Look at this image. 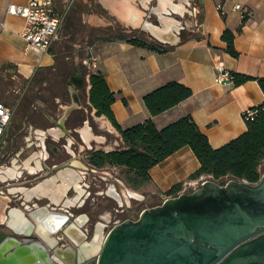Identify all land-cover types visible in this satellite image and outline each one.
<instances>
[{
    "label": "crops",
    "instance_id": "crops-1",
    "mask_svg": "<svg viewBox=\"0 0 264 264\" xmlns=\"http://www.w3.org/2000/svg\"><path fill=\"white\" fill-rule=\"evenodd\" d=\"M26 2L27 0H0V70L5 67V73L11 72L30 81L41 68L55 67L62 58L56 56L51 50L52 47L42 55L26 50V41L21 36L25 19L8 12L11 3ZM218 2L222 3L223 12L218 9ZM55 4L56 7L62 5V0H55ZM236 4H241L249 15L243 18L241 10L235 8ZM196 10L197 23L192 29L194 33L178 43L164 45L165 50L155 51L149 47L136 46L128 39H116L97 45L96 70L104 72L110 88L117 92L112 108L123 128L149 118L162 128L186 114H191L209 137L211 145L217 148L245 132L247 124L243 116L244 110L254 108L264 101V90L256 79L240 85L216 81L218 66L253 77L264 76V0H198ZM226 28L235 33L238 57L226 50L227 43L222 39ZM79 71L81 68L71 75V102L70 105H63L65 114L60 119V125H57L58 120L47 110L42 109L47 118L31 122L32 132H28L30 136L27 134V139H38L47 135L58 138L69 133L65 121L70 114L78 108H89L90 115L95 117L101 129L123 141L121 133L107 117L95 114V108L91 107L89 99L90 74L86 75L85 87H80L77 81ZM169 81L183 83L193 93L164 112L152 115L143 97ZM33 108L35 110L37 105L34 104ZM87 117L90 119V116ZM84 125L77 132L85 141L84 134H93V127L88 129V120ZM101 136L106 138L105 134ZM199 166L200 162L190 146L180 148L153 166L150 170L151 180L145 186L154 193L159 202L151 206L159 205L166 198L174 196L166 194V191L177 183L188 181ZM259 171L264 172V161ZM202 177L204 175L196 179Z\"/></svg>",
    "mask_w": 264,
    "mask_h": 264
},
{
    "label": "water",
    "instance_id": "water-1",
    "mask_svg": "<svg viewBox=\"0 0 264 264\" xmlns=\"http://www.w3.org/2000/svg\"><path fill=\"white\" fill-rule=\"evenodd\" d=\"M25 216L31 222L26 230L18 232L7 224L14 235L0 233V264H72L73 250L50 255L56 242H48L34 228L40 221L51 233L57 232L66 226L68 215L44 206L27 210ZM55 219H62L60 227L50 225ZM68 233L77 246L79 242ZM84 264H264V173L256 183L209 178L196 190L143 209L138 219L113 226L93 259Z\"/></svg>",
    "mask_w": 264,
    "mask_h": 264
},
{
    "label": "rangeland",
    "instance_id": "rangeland-1",
    "mask_svg": "<svg viewBox=\"0 0 264 264\" xmlns=\"http://www.w3.org/2000/svg\"><path fill=\"white\" fill-rule=\"evenodd\" d=\"M173 5L178 9H174ZM197 6L198 0H62V5H58L57 10L59 9L58 11L60 13L65 11V19L51 49L62 60H59L55 67L41 68L36 72L30 82L26 78H22L11 72L10 74L4 73L3 77H0V99L15 107L10 125V133L19 135L18 141L21 150L27 147L25 151L26 155L21 157L16 155L15 157L11 153L8 157L0 161L1 231L14 235L13 230L6 224V219L9 215V206L13 204L14 207L23 209L19 202L20 194L17 191L13 193L5 185H2L4 178L1 176V170L6 169L7 166H11L10 161L13 163L15 159H18L19 163L23 162V160L33 154V150L39 149L37 146L28 147V144L23 139L27 138L26 135L31 131L30 126L33 120L47 118L40 111L41 108L45 107L47 112L50 115H54L56 120L64 116V107L70 105L71 102L69 85L72 73L83 67L86 73L89 70L83 62V58L87 54L88 46L94 45L96 47L97 45L113 41L110 38L120 33L128 36L136 34L153 43H161L150 35L148 29L144 30L146 21L157 26H163V18L161 15L165 16L167 20L171 19L176 22L177 28L174 31L179 38L178 41H180L194 33L192 29L197 23L195 16ZM131 8L136 9L141 17L137 22L133 21V17L129 18L128 16L129 13H127V10ZM34 104L37 105V109L35 110L33 108ZM82 109L86 117L90 116V119L87 117L86 123L88 120L89 127H93L91 131L100 137V140L95 138V135L91 138V145H88L90 149H116L123 145L122 141L118 140L114 134L99 127L95 117L90 115L89 108L88 110L85 108ZM86 123L83 121L81 127L85 126L84 124ZM103 134L106 136L105 140L101 138ZM28 135L30 136V134ZM34 140L38 141L36 137ZM79 142L76 141L77 146H79ZM86 147V145H81L80 150L89 149ZM80 155L81 153H77V156L74 158H80ZM104 171L102 173L107 177L105 185L107 191H109L110 187L115 186L116 188H113L119 193H123L126 188H129L139 195L138 197L130 196L129 199L125 198V206L120 214L122 221L126 219H138L143 209L159 202L155 198L154 193L148 190L145 185L139 188H133L129 185L125 179V168L108 165L104 168ZM10 182L12 186H19L17 179H10ZM105 195V202L101 199L100 205L105 208L102 213L108 217L110 214L109 207L112 208L118 204L112 196ZM99 206L92 205L89 210H96ZM99 223H101L100 220H97L94 226L90 225V238L87 241L94 239L97 230L96 226ZM106 232L107 229L104 231V235L107 234ZM32 235L35 236V232ZM21 236L19 235V239H21Z\"/></svg>",
    "mask_w": 264,
    "mask_h": 264
},
{
    "label": "trees",
    "instance_id": "trees-1",
    "mask_svg": "<svg viewBox=\"0 0 264 264\" xmlns=\"http://www.w3.org/2000/svg\"><path fill=\"white\" fill-rule=\"evenodd\" d=\"M116 38L128 39L136 46L149 47L155 51L166 49L161 44L124 33L114 35L110 39ZM222 39L227 43L226 50L234 57H238L239 51L235 47L234 31L226 28ZM5 71V67L0 70V77H3ZM230 73L233 84L240 85L250 79H256L264 90V76L253 77L231 71ZM86 75L83 67L78 72L77 81L80 87H85ZM89 80V99L91 107L95 108V114L107 117L121 133L123 139V145L119 148L109 151L104 149L90 151L88 159L93 166L123 167L126 172V182L133 188H139L151 180L150 170L153 166L180 148L190 146L200 162L199 168L190 175L191 179L204 175L220 183H225L231 178L245 179L251 183L260 180L262 173L259 167L264 161V101L254 107L257 110L254 117L246 119L245 132L215 148L191 114H186L162 128H159L152 118L123 128L112 108L117 92L110 88L104 72L99 69L90 72ZM192 93V89L183 83L169 81L146 93L143 100L151 114L158 115L188 98ZM125 103H127L126 100ZM182 184L183 182L173 185L166 194L177 196Z\"/></svg>",
    "mask_w": 264,
    "mask_h": 264
},
{
    "label": "flooded vegetation",
    "instance_id": "flooded-vegetation-1",
    "mask_svg": "<svg viewBox=\"0 0 264 264\" xmlns=\"http://www.w3.org/2000/svg\"><path fill=\"white\" fill-rule=\"evenodd\" d=\"M149 33L159 42L162 41L158 39L156 36H154L150 31ZM131 36L144 38L136 34H133ZM162 43L163 42L156 44H161L164 46V44ZM42 109L46 110L45 107H43L40 109V111H43ZM52 116L55 119L54 115ZM86 119L87 117L85 116L84 110L78 109L74 111L72 114H70L69 118L65 121L67 130L68 131L70 130L69 133H65L59 136L58 138H55L52 135H47L44 137H40L38 139L36 138L38 141L34 139L24 138L23 140L28 144L27 145L28 147L37 146L39 148L38 150H33L32 155L34 154L36 155L31 160V164H33L36 169L32 171L23 162L19 163L18 161V163L21 164L20 168L18 169L19 172L16 173L14 176H8V179H3V180L1 179L4 182L2 183V185H5L7 189H10L11 192L15 193L14 191H12V189L15 186H12L10 179H17L19 181L18 184L19 187H24L29 189L35 185L44 182L45 180L58 174L60 171L64 169H68V168L73 169V171L76 173L75 175L79 179L78 182L80 183L82 192L80 193L76 185L73 184L67 189L65 194L62 196L61 201L59 202L54 201L48 196H42L40 198L34 196L29 200L26 197L25 192L17 191L18 194H20V198H19L20 205L23 207V211H25V213H27V210L29 209L46 206L50 210H53L57 213H64L68 215L69 221L67 222L66 226L61 230L52 233V237L54 238V241L56 243L54 244L53 248L49 250H50V255L56 253L57 250H61V251L73 250L74 251L73 258L69 260L70 262H73L72 264H84L89 259H93L94 255L90 257H83L81 252V243L86 239L90 238L89 237L90 225L94 226V223L97 220H100L101 224L103 225V233L104 231H106V229H107L106 233H108L113 228V226H115L117 223L122 221L120 218L121 217L120 214L121 211L123 210V207L125 206V203L121 204L114 196H112L118 205L113 206L112 208L109 207L110 214L108 217L102 213V211L105 208L102 205H100L101 199L103 202H105L104 200V198H106L105 194L109 196L111 195L109 194V191L105 189L107 177L102 173L105 172L104 168L106 166L95 167L89 162L88 159L90 151L98 150V149H94V148L90 149L88 147V144L82 139L81 135L77 132V129L82 126L83 121H85ZM56 123L59 126L60 119ZM10 125L6 130V133L3 137V143L0 146V152H1L0 161L8 157L11 153H13L15 157L16 155H18L19 157L26 155L25 151L27 147L21 150V146H19L20 143L18 141L19 135L16 133H10V128H11ZM74 140L80 141L79 142L80 144H78L79 146H77L76 141ZM81 145L82 146L86 145L89 149L80 150ZM77 153L79 154L81 153L80 158H74L77 156ZM32 155L30 157H32ZM36 160H38L39 162H37ZM10 164L13 165L14 162L12 163V161H10ZM9 167L10 166H7L6 168ZM113 187L115 186L110 187L109 190L113 189V191H116L115 189L116 187L115 188ZM76 197L78 198L73 203L68 201V199H75ZM92 205L93 206L100 205V206L98 209L96 210L93 209L92 211H90L89 209L90 206ZM13 208H15L13 204L9 206V210ZM76 227L78 229V232L82 235L81 242L77 246L71 243L72 238L68 233L72 231V229L75 230ZM2 232L4 231L0 230V233ZM8 234L11 235L10 233ZM17 236L19 237V235ZM22 237L23 235L21 236V238ZM33 237L34 236L31 235L28 238H33ZM80 253H81V258L79 257ZM57 263L69 264L68 262H64V261L63 262L57 261ZM92 263L95 262L92 261Z\"/></svg>",
    "mask_w": 264,
    "mask_h": 264
},
{
    "label": "bare ground",
    "instance_id": "bare-ground-1",
    "mask_svg": "<svg viewBox=\"0 0 264 264\" xmlns=\"http://www.w3.org/2000/svg\"><path fill=\"white\" fill-rule=\"evenodd\" d=\"M174 9H178L173 5ZM131 12V13H130ZM127 13L129 18L133 17V21L137 22L138 19L141 17L139 16L138 12L136 9H129L127 10ZM163 18V26H157L152 24L149 21L145 22V27L158 39L162 41H178V36L174 29L177 28L176 22L174 20H167L165 19V16L161 15ZM89 128V127H88ZM84 133H86V129L83 130ZM91 133V132H90ZM87 132V134H84V139L89 143L92 138V134ZM36 154L32 155V157L26 159L23 161V163L29 167L32 171H34L36 168L33 164H31V160L33 157H35ZM39 162L38 160H36ZM14 164L10 166L9 168L3 169L2 171V178L8 179V176H14L16 173H18V169L20 168L21 164L18 163V160L15 159ZM22 163V164H23ZM78 163V162H77ZM76 173L73 171V169H64L60 171L58 174L50 177L49 179L45 180L44 182L36 185L35 187L31 189H27L24 187H19L15 186L12 191H22L25 192V195L28 199H31L35 195L39 196H48L52 198L54 201L59 202L62 199V196L65 194L67 189L71 185H76L77 189L79 192H82V188L80 186V183L78 182L79 179L75 175ZM61 180V181H60ZM109 194L111 196H114L118 201H122L124 203L125 198L129 199L130 196L133 197H138L139 195L129 189L126 188L123 193H119L116 191H113V189L109 190ZM79 197V195H78ZM76 197L75 199H68L69 202L73 203L74 201L77 200ZM126 199V200H127ZM7 224L11 226L12 228L16 229L18 232H23L24 230L27 229L31 225V222L27 221V218L25 216V213L23 210L19 207H15L11 209L10 215H8L7 219ZM53 222V227L57 228L60 227L62 224V219H55V221H49L50 225ZM55 224V225H54ZM52 226V225H51ZM34 228H36L37 232L40 234L41 237L45 238L48 242L54 243V238L52 237V233L50 232L49 229L45 225H43L40 221H37L34 224ZM71 236L77 240L79 243L81 242V234L72 229L71 231ZM105 237L103 233V225L101 223L97 224V230H96V235L92 241H83L81 243V252L83 257H90L95 255L100 247H101V242L103 238Z\"/></svg>",
    "mask_w": 264,
    "mask_h": 264
},
{
    "label": "built area",
    "instance_id": "built-area-1",
    "mask_svg": "<svg viewBox=\"0 0 264 264\" xmlns=\"http://www.w3.org/2000/svg\"><path fill=\"white\" fill-rule=\"evenodd\" d=\"M217 7L223 12L221 2H218ZM235 8L241 10L243 18L249 15V12L241 4H236ZM8 12L25 19L21 36L26 41V50L34 51L40 55L50 51L65 19V12L60 13L57 10L55 0H27L23 4L11 3L8 7ZM83 62L89 68L88 75L92 72V69L93 71L97 69L98 55L94 45L88 46ZM216 81L218 83H233V77L225 67L218 66ZM14 112L15 107L0 99V146L3 143V137L11 123ZM256 113L257 110L255 108H247L244 110L243 116L245 119H251ZM261 173L263 174L264 172ZM209 178L211 177L204 176L201 179L184 181L178 195L183 192L196 190ZM120 203L122 204V202Z\"/></svg>",
    "mask_w": 264,
    "mask_h": 264
}]
</instances>
